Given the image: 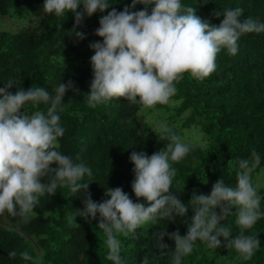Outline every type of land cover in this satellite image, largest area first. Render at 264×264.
<instances>
[{
	"label": "trees",
	"instance_id": "1",
	"mask_svg": "<svg viewBox=\"0 0 264 264\" xmlns=\"http://www.w3.org/2000/svg\"><path fill=\"white\" fill-rule=\"evenodd\" d=\"M44 3L45 0H0V18L37 19L32 29L15 33L0 30V87L11 78L24 90L39 86L54 94L61 82L75 84L79 92L68 91L58 108L65 129L58 150L74 159L79 155L80 162L91 168L92 176L85 175L80 183L89 184L88 193L93 201L108 199L107 188L121 187L134 202L147 206L133 192L135 173L130 156L133 151L151 156L169 142L153 127L154 122L148 121L155 111L184 143L193 146L187 157L172 165L177 175L171 190L186 206L194 190L208 195L220 178L235 187L237 162L250 159L254 148L261 162L252 173V181L264 211V184L256 186L257 175L264 172V33L243 35L236 55L221 49L216 70L209 77L198 79L185 73L176 82L177 93L168 104H157L153 110L145 111L138 100L133 103L113 98L92 107L87 102L94 55L89 45L102 42L95 32L100 17L107 13L85 15L77 29L85 36L80 40L72 33L75 17L68 13L60 17L48 14L43 10ZM109 3V11L112 8L123 11L132 0H109ZM181 3L196 8L198 17L217 26L223 12L236 7L244 10L241 19L251 17L264 22V0H181ZM143 8L144 5L138 4L136 10ZM16 90L14 87L12 92ZM47 107L43 103H30L25 110L30 114L46 113ZM142 115L148 119L145 123ZM42 182L47 183V178ZM86 199L84 189L73 193L70 188L61 187L55 195L39 198L27 222L7 212L0 214V264H33L21 258L23 251L34 257L42 256L41 264H112L107 259L109 250L103 243L104 234L98 228L99 215L92 220L76 214L84 210ZM232 211L233 215L223 223L236 236L240 229L235 223L236 210ZM193 215L189 208L186 218L176 217L171 222L158 217L138 228L135 234H121L118 238L122 243V259L126 264H142L147 255L150 264H171L170 256L160 257L159 234L179 230L182 236L186 235ZM249 234L260 240V248L250 260H244L234 249L225 248L221 237L222 246L216 249L197 241L193 252L182 257V264H264V217L245 232ZM163 243L168 245L165 251H174L175 243L168 235ZM11 251L17 252L16 257H9Z\"/></svg>",
	"mask_w": 264,
	"mask_h": 264
},
{
	"label": "clouds",
	"instance_id": "2",
	"mask_svg": "<svg viewBox=\"0 0 264 264\" xmlns=\"http://www.w3.org/2000/svg\"><path fill=\"white\" fill-rule=\"evenodd\" d=\"M138 4L144 8L136 10ZM110 7L109 0H45L43 5L46 13L57 17L72 14L75 17L72 33L80 40L85 36L77 29L85 15L107 13L100 17L95 32L102 42L89 45L94 55L87 102L92 107L113 98L133 103L138 100L145 108L168 104L177 93L176 82L185 73L198 79L209 77L216 70L221 49L236 55L243 35L264 33V22L251 17L241 19L244 10L240 7L226 9L218 26L203 21L196 15V8L182 5L181 0H132L123 11L115 8L109 11ZM14 87L17 90L13 93ZM70 90L79 92L72 81L61 82L52 94L39 86L24 90L11 78L0 87V214L7 212L27 222L45 194L55 195L61 187H68L73 193L84 189L87 195L84 210L76 214L92 220L99 215L98 228L104 234L103 243L109 250L107 259L112 264H126L118 238L121 234H135L138 228L158 217L171 222L176 217L186 218L189 208L194 215L186 235L182 236L179 230L159 234L160 257L170 256L171 264H182V257L193 252L197 241L216 249L222 246L221 237L223 246L234 249L244 260L253 257L260 248V240L245 232L264 217L261 197L252 181V173L261 162L254 148L250 159L237 162L235 187L220 178L208 195L194 190L186 206L171 190L177 175L172 165L187 157L193 146L184 143L166 122H161L157 130L169 141L166 147L151 156L136 151L130 156L135 173L133 192L147 206L134 202L121 187L107 188L108 199L97 203L88 193L89 184L80 183L85 175L92 176L91 168L80 162L79 155L74 159L58 150L65 129L57 112ZM30 103L48 105L46 113L29 114L25 106ZM232 164L230 160L228 165ZM44 178L47 183L42 182ZM233 209L240 229L236 236L223 223L233 215ZM165 235L174 241V251H165L168 249L163 243ZM8 255L14 258L17 252ZM20 256L33 264H41L43 259L28 251ZM142 264H150L147 255Z\"/></svg>",
	"mask_w": 264,
	"mask_h": 264
},
{
	"label": "rangeland",
	"instance_id": "3",
	"mask_svg": "<svg viewBox=\"0 0 264 264\" xmlns=\"http://www.w3.org/2000/svg\"><path fill=\"white\" fill-rule=\"evenodd\" d=\"M36 20L37 19L34 16H29L26 19H22V20L10 19L8 17L0 18V30L6 31V32L15 33V32H18V31H21V30H24V29H32L34 27V25H35ZM148 109L149 110H153V107L152 108H145V111L148 110ZM152 114L153 115H151V117L153 119H149L148 120L144 115H142L140 118H141L143 123H145L146 120H148L150 122H154V124H152L153 127L158 129V125L161 122H166V121H164V119L160 120L155 111ZM194 133L198 136L196 131H194ZM263 184H264V172H261V173H259L257 175L256 186L259 187L260 185H263Z\"/></svg>",
	"mask_w": 264,
	"mask_h": 264
}]
</instances>
